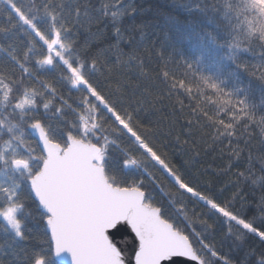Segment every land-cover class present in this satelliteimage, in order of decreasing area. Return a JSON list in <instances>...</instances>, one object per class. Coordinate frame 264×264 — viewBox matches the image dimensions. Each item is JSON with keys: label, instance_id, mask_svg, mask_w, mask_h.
Listing matches in <instances>:
<instances>
[{"label": "snow or ice", "instance_id": "snow-or-ice-1", "mask_svg": "<svg viewBox=\"0 0 264 264\" xmlns=\"http://www.w3.org/2000/svg\"><path fill=\"white\" fill-rule=\"evenodd\" d=\"M122 3L111 0L97 8L93 0H0L2 230L11 233L15 243V239L32 238L27 227L30 221L42 225L45 239L38 247L22 251V264H57V258L64 256L70 257L67 264H236L205 242L202 233L193 230L190 238L170 220L164 206L156 204L146 189L145 179L159 180L153 170L166 174L178 193L190 194L223 217L228 235L235 229L237 241L243 243L251 235L264 244V101L255 104L250 90L241 87L238 79L229 89L227 77L201 74L188 62L183 78L167 80L170 94L178 88L191 95L194 83L196 98L204 96L217 106V118L208 117L216 132L214 142L228 145L229 172L234 165L243 168L234 173L240 191L227 203L191 186L153 145L147 129L135 118V109L121 107L104 93L97 75L101 70L98 57L92 50V43L105 38L104 31L92 33L91 42L79 40L81 30L90 33L92 25L110 20L114 43L100 52H110L117 63L127 56L126 66L131 63L134 53L121 47L130 37L120 21L132 12L122 10ZM238 4L241 10L264 16V0H238ZM235 7L226 4L237 32L243 25L241 11H234ZM19 35L25 37L22 48L15 44ZM230 47L258 57V62L238 66L264 84V33L247 39L235 36ZM57 68L70 88L86 94L82 101L86 111L79 113V123L63 133L49 121L67 115L64 106L71 109L72 105L55 85L39 78ZM54 101L60 106L55 107ZM220 114L228 120L219 118ZM192 124L189 120L185 126ZM29 129L35 134V146ZM125 137L127 145L121 146ZM112 148L122 153L121 175L109 167ZM131 172L137 173L135 179ZM241 185L260 194L248 201ZM236 202L241 207L234 211ZM246 205L254 210L250 217L243 214ZM239 264H264V248L249 247Z\"/></svg>", "mask_w": 264, "mask_h": 264}, {"label": "trees", "instance_id": "trees-1", "mask_svg": "<svg viewBox=\"0 0 264 264\" xmlns=\"http://www.w3.org/2000/svg\"><path fill=\"white\" fill-rule=\"evenodd\" d=\"M93 2L99 8L104 3H111V0ZM227 3L236 6L234 11H241L243 27L240 31L234 30V16L228 12ZM121 8L132 12L124 15L120 21V27L130 37L121 47L126 53H134L132 62L127 66V56L117 63L116 57L110 52H100L114 43L112 21L104 20L92 25L90 33L81 30L79 35L81 44H84L93 40L92 33L101 30L105 33L101 42L92 43L93 54L97 55L99 61L97 68L101 69L97 75L104 93L121 107H127L130 111L135 109L134 116L147 129L146 134L153 145L167 156L168 161L191 186L217 202H229L240 191L236 187L234 173L243 168L234 165L229 172L228 145L221 144L219 140L214 142L216 132L208 117L217 118V106L204 96L197 99L194 83L190 85L193 87L191 95L178 88L170 94L167 80L183 78L185 62L192 63L201 74L212 75L216 79L227 77L225 87L229 89L234 87L238 79L241 87L250 90V99L261 105L264 101V84L238 66L240 62H258V57L238 52L230 45L235 36L247 39L264 33V16L258 17L255 13L241 10L238 0H123ZM261 11L264 12V5H261ZM15 44L22 48L25 37L19 35ZM233 56L239 59L233 60ZM60 77L61 70L57 68L41 73L39 78L55 85L57 93L72 105L71 109L64 106L67 115L60 119L53 117L49 121L63 133L68 126L79 123V113L86 111V105L82 104L86 94L70 88L67 78ZM35 86L39 87L38 84ZM53 104L55 107L60 106L56 101ZM197 112L200 114L199 120ZM219 118L227 121L229 117L220 114ZM189 120L193 122L191 128L185 126ZM72 131L75 133L76 129L72 128ZM28 137L35 146V138L29 130ZM125 145L127 137L121 141V146ZM121 158L120 150L112 148L109 167L117 175H121ZM153 171L159 180L152 183L145 179L146 189L156 204L164 206L168 218L176 222L190 238L194 236L193 230L202 233L205 242L214 244L222 255L236 264H239L249 247L264 248V244L251 235L243 243L237 241L235 229L232 235H228V225L223 217L190 194L181 195L170 177ZM130 176L135 179L137 173L131 172ZM241 187L248 201H254L260 194L258 191L253 193L247 186ZM181 206L183 212L180 211ZM240 207V203L236 202L233 210ZM245 207L248 210L243 214L252 216L254 210L247 205ZM3 224L0 220V264H22V251L38 247L39 242L45 239L42 225L33 220L27 225L32 238L28 241L15 239L13 243V235L2 230Z\"/></svg>", "mask_w": 264, "mask_h": 264}, {"label": "water", "instance_id": "water-1", "mask_svg": "<svg viewBox=\"0 0 264 264\" xmlns=\"http://www.w3.org/2000/svg\"><path fill=\"white\" fill-rule=\"evenodd\" d=\"M30 133L32 134V136L35 138V134L31 132V130L29 129ZM128 255L130 256L131 253H130V250L128 252ZM70 259V257H67V256H64V257H60V258H57V262L60 263V264H67V261Z\"/></svg>", "mask_w": 264, "mask_h": 264}, {"label": "rangeland", "instance_id": "rangeland-1", "mask_svg": "<svg viewBox=\"0 0 264 264\" xmlns=\"http://www.w3.org/2000/svg\"><path fill=\"white\" fill-rule=\"evenodd\" d=\"M3 180V177H0V181H2ZM3 221V220H2ZM4 223V222H3Z\"/></svg>", "mask_w": 264, "mask_h": 264}]
</instances>
